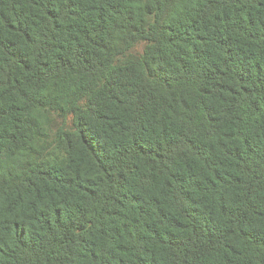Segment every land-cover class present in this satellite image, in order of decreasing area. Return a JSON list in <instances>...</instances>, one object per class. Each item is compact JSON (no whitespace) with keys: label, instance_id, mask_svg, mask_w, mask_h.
Here are the masks:
<instances>
[{"label":"trees","instance_id":"16d2710c","mask_svg":"<svg viewBox=\"0 0 264 264\" xmlns=\"http://www.w3.org/2000/svg\"><path fill=\"white\" fill-rule=\"evenodd\" d=\"M0 264H264V0H0Z\"/></svg>","mask_w":264,"mask_h":264}]
</instances>
